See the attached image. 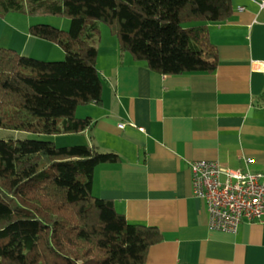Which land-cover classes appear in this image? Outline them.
Instances as JSON below:
<instances>
[{
    "label": "trees",
    "instance_id": "obj_1",
    "mask_svg": "<svg viewBox=\"0 0 264 264\" xmlns=\"http://www.w3.org/2000/svg\"><path fill=\"white\" fill-rule=\"evenodd\" d=\"M231 12L230 0H0V16L71 19L68 30L29 29L59 45L63 61L0 46V129L72 135L92 126L91 117L76 112L102 101L101 23L121 52L158 74L182 75L216 70L209 29ZM119 161L116 153L87 144L0 137V264H146L161 232L128 222L113 201L93 194L97 167Z\"/></svg>",
    "mask_w": 264,
    "mask_h": 264
},
{
    "label": "crops",
    "instance_id": "obj_2",
    "mask_svg": "<svg viewBox=\"0 0 264 264\" xmlns=\"http://www.w3.org/2000/svg\"><path fill=\"white\" fill-rule=\"evenodd\" d=\"M230 1V16L209 29L213 72L161 75L121 52L111 31L115 39L105 33L97 43L102 101L77 109L93 124L73 144L120 157L97 167L93 194L113 201L128 222L161 232L146 264H264V218L236 233L210 230L192 189L194 161L264 171V0ZM6 18L1 47L32 56L40 40L30 33L33 20L10 21L16 41L6 37Z\"/></svg>",
    "mask_w": 264,
    "mask_h": 264
},
{
    "label": "built area",
    "instance_id": "obj_3",
    "mask_svg": "<svg viewBox=\"0 0 264 264\" xmlns=\"http://www.w3.org/2000/svg\"><path fill=\"white\" fill-rule=\"evenodd\" d=\"M192 189L207 209L209 228L236 233L243 223L264 218V171L229 169L217 161L190 164Z\"/></svg>",
    "mask_w": 264,
    "mask_h": 264
},
{
    "label": "rangeland",
    "instance_id": "obj_4",
    "mask_svg": "<svg viewBox=\"0 0 264 264\" xmlns=\"http://www.w3.org/2000/svg\"><path fill=\"white\" fill-rule=\"evenodd\" d=\"M7 17L6 23L8 24L7 28V34L6 37H10L12 34H15V40L17 41V34L18 29L15 26L10 23V21L16 22V20L19 21V25H24L28 27V24L26 23L27 18L30 20H33V25L37 24H47L51 25L53 27H57L59 29L68 30L71 26V19L68 16L65 15H44V14H38L35 16L21 14V13H10L6 16ZM16 18V19H15ZM100 36L104 37L105 33L108 34L110 38H114L110 34V28L105 23L100 24ZM115 39V38H114ZM16 45H19L20 43L16 42ZM3 46V45H0ZM11 48V46H7ZM15 49V48H14ZM23 55V54H22ZM26 56V55H25ZM34 59L43 60V61H63L65 59V53L64 50L57 44L40 39L39 45L36 46L35 52L31 56ZM0 137L4 139H41V140H49L55 142V144L58 147H64V146H71V145H79V144H73L75 141H80L81 135L79 134H70V135H37L29 132H23V131H12V130H4L0 129Z\"/></svg>",
    "mask_w": 264,
    "mask_h": 264
}]
</instances>
